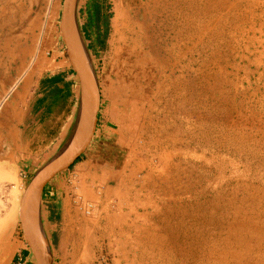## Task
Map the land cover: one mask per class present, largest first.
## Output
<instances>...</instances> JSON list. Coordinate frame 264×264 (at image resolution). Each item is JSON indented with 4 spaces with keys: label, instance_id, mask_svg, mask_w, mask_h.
Returning <instances> with one entry per match:
<instances>
[{
    "label": "rangeland",
    "instance_id": "obj_1",
    "mask_svg": "<svg viewBox=\"0 0 264 264\" xmlns=\"http://www.w3.org/2000/svg\"><path fill=\"white\" fill-rule=\"evenodd\" d=\"M62 1L0 0V103L51 57L50 10L52 56L70 66ZM77 23L101 95L97 123L106 131L59 176L73 195L69 219L43 223L52 264H264V0H80ZM117 75L123 83L113 84L111 101L103 77ZM210 110L220 119L208 138L199 117ZM176 132L182 142L174 147L166 138ZM5 145L0 229H14V238L6 252L0 245V264L16 244L12 263L35 264L17 211L15 224L10 219L51 156L34 166L4 163ZM177 159L185 173L175 169ZM89 161L94 181L85 178Z\"/></svg>",
    "mask_w": 264,
    "mask_h": 264
},
{
    "label": "crops",
    "instance_id": "obj_2",
    "mask_svg": "<svg viewBox=\"0 0 264 264\" xmlns=\"http://www.w3.org/2000/svg\"><path fill=\"white\" fill-rule=\"evenodd\" d=\"M53 19H55V14L53 10H50L49 18L46 21L52 22L48 29V34L52 39L47 45V53L51 57L32 73L33 78L24 79L23 82L21 76L12 90L13 93L7 96L4 100L5 103L3 102L0 106V117H2V120L0 119V143L4 142L10 152L6 157L8 160L4 163L25 166L42 164L44 159L53 156L68 141L74 130L79 104V94L76 90L78 83L72 68L64 67L61 59L55 60V57L52 56L55 51L56 56L58 54L57 42L55 43L57 26ZM52 65L56 66L52 68ZM34 77L36 78L34 79ZM31 81L32 89H30ZM104 131L106 129L101 128L98 122L92 142ZM89 162L92 166L84 170L86 180L94 175L92 169L94 164L92 161ZM100 165L106 166L105 163ZM30 170H26L28 175ZM60 175L61 173L43 191L41 198L43 223L45 221L54 222L57 218L69 219L73 192L72 188L66 185L64 178L59 177ZM89 180L94 181V179ZM15 213L14 211L10 219V222L12 221L14 224ZM10 237L14 238V229L11 232L5 227L0 229V245L11 244ZM16 247L17 244L12 248L14 250L5 257L9 260L7 264H14L12 258ZM19 247L23 248L20 245ZM10 255H12L11 258ZM28 255L27 252L26 261L31 263V260L27 258Z\"/></svg>",
    "mask_w": 264,
    "mask_h": 264
},
{
    "label": "water",
    "instance_id": "obj_3",
    "mask_svg": "<svg viewBox=\"0 0 264 264\" xmlns=\"http://www.w3.org/2000/svg\"><path fill=\"white\" fill-rule=\"evenodd\" d=\"M80 0H63L59 29L64 53L79 84L77 120L68 141L40 166L28 181L19 201L18 218L35 264H52L50 245L41 217L43 191L59 173L68 170L90 146L97 128L101 95L95 70L77 23Z\"/></svg>",
    "mask_w": 264,
    "mask_h": 264
},
{
    "label": "bare ground",
    "instance_id": "obj_4",
    "mask_svg": "<svg viewBox=\"0 0 264 264\" xmlns=\"http://www.w3.org/2000/svg\"><path fill=\"white\" fill-rule=\"evenodd\" d=\"M132 1H136V0H132ZM162 3V2H161ZM174 3V2H173ZM184 3V2H183ZM136 5H138V9H139V11H141V12H143L142 14H143V16L145 17V16H147L148 14H151V12H150V10H147L146 8H144V5L142 4H140L139 5V3H136ZM154 5V4H153ZM166 5V4H165ZM189 5H191V4H189ZM155 6H157L156 4H155ZM164 6V5H163ZM181 6V5H180ZM162 7V6H161ZM189 7V6H188ZM231 7H233V6H231ZM158 8V7H157ZM168 8V7H167ZM177 8V7H176ZM179 9V8H178ZM174 10V9H173ZM140 12V13H141ZM172 13V12H171ZM225 13V12H224ZM173 14V13H172ZM152 15V14H151ZM194 16V15H193ZM159 17V16H158ZM152 18V17H151ZM213 19V18H212ZM146 20H148V19H146ZM136 21V20H135ZM226 21V20H225ZM137 22V21H136ZM164 22V21H163ZM199 22V21H198ZM227 22V21H226ZM138 23V22H137ZM148 23V22H147ZM150 25V24H149ZM163 26V25H162ZM179 28V27H178ZM184 29V28H183ZM159 32V31H158ZM157 33V32H156ZM182 33V32H181ZM162 34V33H161ZM164 35V34H163ZM158 36V35H157ZM178 36V35H177ZM165 38V37H164ZM171 40H173V39H171ZM150 41V40H149ZM149 41H147V42H149ZM181 41V40H180ZM166 44V43H165ZM170 44V43H169ZM159 46V45H158ZM170 48V47H169ZM125 49V48H124ZM159 50V49H158ZM122 51V50H121ZM168 51V50H167ZM122 53V52H121ZM173 53V52H172ZM118 55V54H117ZM169 55V54H168ZM172 56V55H171ZM175 57V56H174ZM167 59V58H166ZM165 60V59H164ZM174 61V60H173ZM159 62V61H158ZM173 63V62H172ZM120 64V63H119ZM191 65V64H190ZM176 70V69H175ZM105 73V72H104ZM19 77V76H18ZM144 77H145V79H146V81L148 80L147 79V77L144 75ZM177 78V77H176ZM18 79V78H17ZM16 80V79H15ZM118 83L119 84V87H118V89L122 86V83H123V78H121L119 75H117V81H113V80H111L109 77H103V83H104V92L105 93H107V96L106 97H108L111 101H115V93H116V91L118 90V89H116V87L113 85L114 83ZM142 82V81H141ZM174 82V81H173ZM17 83V82H16ZM23 83V82H22ZM19 85V84H18ZM169 87V86H168ZM10 89V88H9ZM13 88L11 89V90H9V91H7L8 93H7V95L6 96H9V95H11L12 93H13ZM15 92V91H14ZM17 97V96H16ZM205 97V96H204ZM4 100H5V98L3 99V101H1V103H0V106L2 105V103L4 102ZM5 103V102H4ZM207 104V103H206ZM6 107H7V105H6ZM212 108V107H211ZM214 108V107H213ZM212 108V109H213ZM115 109V108H114ZM218 109V108H217ZM220 119L218 116H216L211 110H210V112H206L205 114H200V117H199V119H203L204 120V122H203V128H206V132H205V135H206V137H208V138H210L211 137V135H212V133H213V130H215V128L217 127L216 126V124H215V122H216V119ZM198 119V120H199ZM202 128V129H203ZM201 129V130H202ZM190 129H188V131H189ZM177 131V130H176ZM179 131H181V130H179ZM187 131V130H186ZM121 134V133H120ZM179 134V133H178ZM121 136H123V135H121ZM179 137V136H178ZM123 139V138H122ZM191 139V138H190ZM121 140V139H120ZM195 140V139H194ZM124 141H127V140H122V142H124ZM166 141L170 144V145H173L174 147L175 146H178L179 144L178 143H180V142H182V139L180 138V139H177V132L175 133V134H170V135H168L167 136V138H166ZM190 141V140H189ZM197 141V140H196ZM188 142V141H187ZM129 142H127L126 144H128ZM154 143V142H153ZM124 144H125V142H124ZM178 144V145H177ZM180 146V145H179ZM182 146V145H181ZM190 148V147H189ZM192 148V147H191ZM178 149H180V148H178ZM187 149V148H186ZM176 152H177V155H176V157L177 158H179V156H178V152L179 151H177L176 150ZM206 154V153H205ZM196 156V155H195ZM201 156V155H200ZM165 159L166 158H163L162 160H164L165 161ZM193 159V158H192ZM178 160V159H177ZM170 161V160H169ZM206 161V160H205ZM192 162V161H191ZM203 162V161H202ZM195 164H196V162H195ZM202 166V165H201ZM174 167H175V169L177 170V172L179 173V174H182V173H185L184 171H183V165H182V161L181 160H178V162L177 163H175V165H174ZM188 167V166H187ZM193 167V166H192ZM186 167H184V169H185ZM220 168V167H219ZM188 169V168H187ZM197 171V170H196ZM195 172V171H194ZM221 173V172H220ZM198 174V173H197ZM192 175V174H191ZM195 176V175H194ZM180 179V178H179ZM188 180V179H187ZM0 181H5V177L3 176V174L0 172ZM183 181V180H182ZM193 181V180H192ZM186 182V181H185ZM202 183V182H201ZM187 184V183H186ZM197 184V183H196ZM188 186V185H187ZM190 186V185H189ZM182 187V186H181ZM4 188V187H3ZM189 188V187H188ZM198 192V191H197ZM22 195V194H21ZM184 196V195H183ZM19 201L20 200H18V202H17V204L15 205V209H14V211L16 212L17 211V214H18V207H19ZM226 204V203H225ZM209 205V204H208ZM226 208H228V207H226ZM213 210V209H212ZM216 210V209H215ZM218 210V209H217ZM11 212H12V210H11ZM205 212V211H204ZM223 212V211H222ZM13 213V212H12ZM11 214V213H10ZM214 214V213H213ZM216 214H217V212H216ZM230 215V214H229ZM227 216V215H226ZM203 217V216H202ZM201 217V218H202ZM7 218V217H6ZM206 218V217H205ZM208 218V217H207ZM215 218V217H214ZM218 219V218H217ZM222 219V218H221ZM223 219H224V217H223ZM226 219V218H225ZM230 221V220H229ZM218 225V224H217ZM243 225V224H242ZM247 225H248V223H247ZM223 226V225H222ZM232 226V225H231ZM217 227V226H216ZM225 227V226H224ZM211 228V227H210ZM229 228V227H228ZM241 228V227H240ZM240 228H238V229H240ZM234 229V228H233ZM235 230H236V227H235ZM241 230V229H240ZM254 232V231H253ZM248 234V233H247ZM251 234V233H250ZM261 234V233H260ZM211 235V234H210ZM232 235V234H231ZM246 235V234H245ZM258 235V234H257ZM212 236H213V234H212ZM244 236V235H243ZM234 237H236V236H234ZM242 237V236H241ZM245 237V236H244ZM252 237V236H251ZM253 237H254V235H253ZM232 238H233V235H232ZM246 239V238H245ZM248 239V238H247ZM246 239V240H247ZM241 240H243V239H241ZM236 241H239L238 239H236ZM245 241V240H244ZM250 243V242H249ZM10 246V245H9ZM12 246V245H11ZM11 248V247H10ZM6 249H8V244L7 245H5L4 246V251L6 252ZM10 250V249H9ZM10 252V251H9ZM11 252H12V250H11ZM5 254H7V253H5ZM69 255V254H68ZM239 258V257H238Z\"/></svg>",
    "mask_w": 264,
    "mask_h": 264
},
{
    "label": "trees",
    "instance_id": "obj_5",
    "mask_svg": "<svg viewBox=\"0 0 264 264\" xmlns=\"http://www.w3.org/2000/svg\"><path fill=\"white\" fill-rule=\"evenodd\" d=\"M98 9H99V5H98V4H94V5H93V11H94L95 14L98 13ZM81 157H82V155H81ZM81 157H79V158H81ZM79 158L76 159V162L78 161ZM76 162H75V163H76ZM75 163H74V164H75ZM74 164H73V165H74ZM73 165H71V167H73ZM71 167H70V168H71ZM70 168H69V169H70ZM46 186H47V185H46ZM45 188H46V187H45ZM44 190H45V189H44ZM27 252H28L27 250L24 251V253H27Z\"/></svg>",
    "mask_w": 264,
    "mask_h": 264
}]
</instances>
